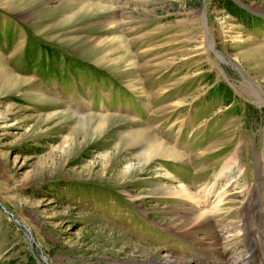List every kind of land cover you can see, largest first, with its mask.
Here are the masks:
<instances>
[{
    "label": "rangeland",
    "instance_id": "obj_1",
    "mask_svg": "<svg viewBox=\"0 0 264 264\" xmlns=\"http://www.w3.org/2000/svg\"><path fill=\"white\" fill-rule=\"evenodd\" d=\"M232 1L251 24L225 0H0V264L204 259L173 227L191 206L169 192L200 195L233 157L215 189L222 217L250 210L264 165V0ZM120 37L136 69L98 46ZM13 76L26 83L6 87ZM86 116L113 120L101 133ZM139 128L181 160L140 166L123 141Z\"/></svg>",
    "mask_w": 264,
    "mask_h": 264
},
{
    "label": "bare ground",
    "instance_id": "obj_2",
    "mask_svg": "<svg viewBox=\"0 0 264 264\" xmlns=\"http://www.w3.org/2000/svg\"><path fill=\"white\" fill-rule=\"evenodd\" d=\"M90 9L102 10L103 8L83 5L82 11ZM98 42L99 48L115 47V52L122 53L121 56L116 57L114 63H122L124 60L125 62L129 60L128 67L136 69V64L130 56L125 41L121 37L104 38L98 40ZM109 54L110 52L105 54L101 58L102 61L109 62L106 61L109 60ZM24 83L26 82L13 76L8 77L4 85L8 88H17ZM130 86L136 88L133 82ZM112 120V117L106 116H86L79 119L82 125L96 123L101 133H105L109 129ZM123 141L127 149H131V147L139 149L137 162L142 167L157 159L181 160L183 157L175 149L168 146L163 139L153 134L150 128L135 129L129 132ZM234 160L236 161V158L233 157L224 165L216 176L217 181L207 189H202L200 195L194 194L183 184L177 189H173L174 191L169 192L170 197L183 200L186 205L191 206L177 210L180 218L177 220L179 224L173 225L174 229L180 231L179 233L187 237L194 246H198V251L205 258L194 257L192 262H190L189 260L182 261L172 256V259L165 264H264V165L263 176H261L263 179L261 178L254 190L250 192V210L243 211L237 222H231L225 221L226 219L222 217V207L226 201L227 193L220 191L217 194L215 189L220 179L224 178L232 169L230 163ZM131 168L132 166L128 167L127 171L129 172ZM243 173L244 169H241L240 175ZM166 175H168V172Z\"/></svg>",
    "mask_w": 264,
    "mask_h": 264
},
{
    "label": "trees",
    "instance_id": "obj_3",
    "mask_svg": "<svg viewBox=\"0 0 264 264\" xmlns=\"http://www.w3.org/2000/svg\"><path fill=\"white\" fill-rule=\"evenodd\" d=\"M223 5L230 14L239 18L244 24L249 25L252 23L250 15L244 9L237 6L232 0H225Z\"/></svg>",
    "mask_w": 264,
    "mask_h": 264
},
{
    "label": "water",
    "instance_id": "obj_4",
    "mask_svg": "<svg viewBox=\"0 0 264 264\" xmlns=\"http://www.w3.org/2000/svg\"><path fill=\"white\" fill-rule=\"evenodd\" d=\"M213 49V48H212ZM214 51V50H213ZM216 55H217V57L221 60V61H225L224 59H223V57L221 56V55H219L217 52H216Z\"/></svg>",
    "mask_w": 264,
    "mask_h": 264
}]
</instances>
